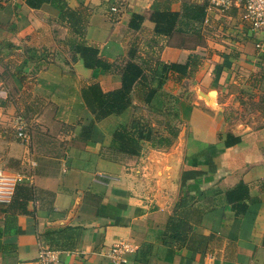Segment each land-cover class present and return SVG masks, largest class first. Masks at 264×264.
<instances>
[{"label":"crops","instance_id":"0c3cea01","mask_svg":"<svg viewBox=\"0 0 264 264\" xmlns=\"http://www.w3.org/2000/svg\"><path fill=\"white\" fill-rule=\"evenodd\" d=\"M191 2L201 3L62 0L63 11L50 1L41 9L25 0L0 5V75L29 61L17 96L0 91L6 102L0 103V168L31 176L0 201V264H38L42 247L59 253L58 264H115L109 255L119 242L136 250L125 264H264V123L236 124L226 114L235 100L236 108L240 99L264 101V38L238 6L209 11L207 46L195 51L156 34V11L179 12ZM112 3L120 4L116 21ZM136 16L143 18L138 28L131 25ZM78 43L97 49L108 69L86 67ZM193 56L198 63L190 67ZM132 60L186 67V77L173 69L166 83L175 95L185 81L192 85L172 147L145 142L130 157L109 149L120 126L108 124L123 115L87 126L94 117L82 94L96 84L104 92L121 87L122 69ZM143 98L135 94L133 104ZM19 112L27 142L17 137ZM233 139L240 141L228 146ZM20 187L31 190L25 212L9 207ZM174 215L192 227L179 251L164 244ZM144 251L148 261H138Z\"/></svg>","mask_w":264,"mask_h":264},{"label":"trees","instance_id":"16d2710c","mask_svg":"<svg viewBox=\"0 0 264 264\" xmlns=\"http://www.w3.org/2000/svg\"><path fill=\"white\" fill-rule=\"evenodd\" d=\"M4 1L0 0V5L3 7ZM26 3L34 8L41 9L43 4L51 2L52 5L64 10L66 4H61L62 0H25ZM201 3H186L182 5L179 12H155L151 17L156 24L155 32L157 35L166 36L171 44L179 47L195 51L198 47H206V39L210 35V28L206 22L209 16L210 3L208 0H198ZM141 16H136L132 26L138 28L135 21L142 20ZM217 28L214 30V32ZM210 32V33H209ZM208 35V36H207ZM175 42V43H174ZM6 47H12L11 44H6ZM9 47V48H10ZM77 52L84 61L86 67L97 69L100 67L107 68L108 64L99 56V51L95 48L87 47L82 43H78ZM36 53H33L31 59ZM199 56L190 58V67L195 61L198 63ZM29 61L26 60L17 68L13 75L15 82L18 85L23 84L24 72ZM108 69V68H107ZM181 72L180 78L186 77V67L166 65L160 63L158 67L152 68L148 64H140L136 61H130L123 67L121 72V87L118 89L104 92L99 85L90 86L83 90V100L86 107L91 111L93 120L87 126H94L95 122L101 123L111 116H126L131 108L132 114L129 122L124 125H119L113 134L112 144L109 149L112 152L121 153L127 156H138L143 150L145 142H153L161 148H170L178 139L181 127L179 124L183 122L181 114V104L186 99V94H173L169 92L165 86L170 78V73L174 70ZM194 68L190 69L192 73ZM178 77V79H179ZM0 78L4 81L3 75ZM142 95V104L134 105V95ZM13 98L11 94L7 100ZM1 105H6V102L0 101ZM143 112V114H142ZM23 115L22 113H18ZM156 122V123H154ZM173 122L176 124L174 125ZM159 125V126H158ZM165 125V126H161ZM240 139H233L232 142H227L228 146L239 143ZM31 190L20 187L17 190L16 196L9 206L12 209L17 207L23 208L25 212L28 200L30 199ZM25 193V194H24ZM186 206V201L182 200L179 204V209ZM192 231L189 222L181 216L174 215L170 218L167 224V232L164 238V244L176 251L186 247L188 234ZM150 251L138 254V261L147 262ZM150 255V254H149Z\"/></svg>","mask_w":264,"mask_h":264},{"label":"built area","instance_id":"2783aa9c","mask_svg":"<svg viewBox=\"0 0 264 264\" xmlns=\"http://www.w3.org/2000/svg\"><path fill=\"white\" fill-rule=\"evenodd\" d=\"M210 3V10L226 13L233 7L238 6L245 11V21L249 24L255 34L264 38V0H208ZM258 48H262L263 44L258 43ZM17 137L27 142L29 135L27 132L28 124L22 115H17L15 118ZM31 176L20 174L16 177L7 175L3 169L0 168V201H5L13 193L16 184L26 180H30ZM135 247L128 242H119L115 244L109 257L115 264H125L127 257L135 253ZM38 264H58L59 253L55 250L42 247L38 257Z\"/></svg>","mask_w":264,"mask_h":264},{"label":"rangeland","instance_id":"374dc122","mask_svg":"<svg viewBox=\"0 0 264 264\" xmlns=\"http://www.w3.org/2000/svg\"><path fill=\"white\" fill-rule=\"evenodd\" d=\"M112 4L113 5H110V7H109V13H110L111 19L113 21H116L118 19V17H120L119 15L121 14L120 4L119 3H118L119 5L117 3H116L117 5L115 3H112ZM218 36L221 37L220 34ZM12 59L13 60L14 59L19 60V56H16V54H15ZM13 71H15V67H12L11 69L8 67L4 68V75L3 76H4V79L6 80L7 84L2 83V85L0 86V91L7 89L9 91H12V94H14L16 97L17 96L16 93H18V88L20 87V85H18L15 82V78L12 76ZM262 72H264V66H263ZM191 85H192L191 81H189V82L185 81V83L180 84L179 85L180 87L177 91V95L178 94H184L185 95L186 93H188V96L190 97L189 92H190ZM257 91H259V90H257ZM259 94H261V92ZM240 98H241V96H240ZM252 99H250L246 103L244 100L240 99L239 106L237 108L235 106H236L237 101H239V100H235L234 103L231 104L230 107L227 108L228 111H226V114L231 115L232 120H234L236 122V124L239 121L248 124L253 119H256L255 121L257 124L264 123V120H263L264 119V114H263L264 110L259 114V111H260L259 108H260V106H264V101L260 100V99L252 101ZM23 102H24V100L22 99L20 103H23ZM132 112L137 113L136 111H132ZM142 114H143V112H142ZM131 117H132V114H127L125 117L123 115L122 117H120L118 119L114 118L110 121L108 126H119L121 124L124 125V123L127 124ZM154 123H156V122H154ZM173 124L175 125L176 123L173 122ZM161 126H165V125H161ZM179 126H184V124L181 123V124H179Z\"/></svg>","mask_w":264,"mask_h":264}]
</instances>
